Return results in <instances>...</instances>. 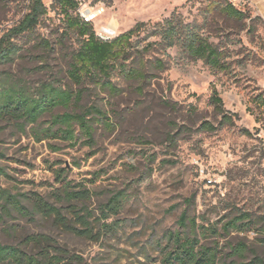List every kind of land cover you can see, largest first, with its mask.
<instances>
[{"label": "rangeland", "instance_id": "374dc122", "mask_svg": "<svg viewBox=\"0 0 264 264\" xmlns=\"http://www.w3.org/2000/svg\"><path fill=\"white\" fill-rule=\"evenodd\" d=\"M42 1L46 12L39 24L15 38L20 56L0 63V72H11L31 87L55 82L73 91L83 88L84 98L74 107L101 106L114 128L96 122L94 142L83 138L73 146L58 140L38 142L31 126L21 130L13 121L0 120V167L8 174L0 176V186L19 195L30 210L38 194L61 208L71 223H79L81 213L96 232L103 223H115V228L87 238L55 226V218L42 212L11 210L0 220L2 243L21 245L27 235L48 234L80 257V264H164L168 235L179 228L188 198L194 197L193 212L211 225L237 208L264 215V115L253 101L264 92V19L258 12L264 15V0H232L247 11L242 21L208 12L214 0H77L75 15L100 38L114 39L144 25L133 39L132 53L158 41L152 36L156 26L177 15L203 25L228 55L230 70L217 72L177 47L156 48L149 57L164 59L166 70H153L156 77L143 91L121 69L114 70L111 80L122 89L117 95L90 79L82 86L71 80L68 71L81 36L68 29L56 0ZM31 2L0 0V38L21 22ZM214 90L235 124L202 131V123L219 125L221 120L211 101ZM66 110L58 107L54 114ZM50 118L48 114L42 121ZM59 173L71 190L87 195L68 199ZM119 191L126 195L120 213L102 220L101 207ZM263 236L232 232L222 238L220 248L230 258L227 242L246 240L264 264V244L256 240ZM27 250L37 251L31 246Z\"/></svg>", "mask_w": 264, "mask_h": 264}, {"label": "trees", "instance_id": "16d2710c", "mask_svg": "<svg viewBox=\"0 0 264 264\" xmlns=\"http://www.w3.org/2000/svg\"><path fill=\"white\" fill-rule=\"evenodd\" d=\"M67 18L69 30L76 31L81 36V45L73 54L68 71L71 80L78 86L90 79L97 87L109 90L111 94H120V89L111 80L114 70L121 69L127 80L138 82V88L143 91L146 85L156 77L153 70H166L167 62L158 57H149L156 48L167 51L179 48L188 57L203 60L214 71H229L228 55L218 44L211 41L203 31V25L198 22H185L180 16L173 15L165 22L156 26L152 36L159 40L147 43L143 48L138 47L134 53L133 39L142 26L119 35L114 39L100 38L92 26L75 12L79 8L77 0H56ZM207 11L221 14L238 20H244L247 11L236 6L232 0H214L207 7ZM46 12L42 0H32L30 11L26 13L21 22L9 29L0 38V63L14 62L20 56V46L15 38L31 32L37 27L41 17ZM46 46L49 43L45 41ZM85 90L73 91L57 85L55 82H43L38 87H31L22 79L17 78L8 71L0 72V120L13 121L21 130L32 127V133L38 142L44 140H58L69 142L73 146L85 138L88 144L95 140L96 122H101L107 129L114 125L108 113L101 106H78L84 98ZM212 103L221 115L219 125L206 121L199 127L202 131H214L225 125H234L233 116L225 109L223 99L217 90H214ZM256 106L264 115V92L253 99ZM67 109L63 113L54 114L55 109ZM50 114L47 121L42 119ZM171 138H173L171 136ZM0 158L4 154L0 153ZM8 176L0 167V176ZM60 182L64 194L68 199L84 198L87 191H73L70 183L62 176ZM62 178V179H61ZM126 195L119 191L108 199L101 207L102 220H107L112 214H119L123 207ZM33 209L24 204L19 195H14L9 189L0 186V220L4 214L17 210L21 214L42 212L44 215L55 218V226L87 238H98L102 229L114 231L115 223H103L96 232L94 223L87 216L77 215L79 223H71L62 213V209L51 205L38 194H35ZM186 207L178 220L179 228L168 235L169 249L163 259L164 264H261L257 251L246 240L227 242L230 258L224 256L220 248L221 240L232 232H255L264 235V215H258L250 210L237 208L234 212L223 215L217 224H209L200 219L193 212L194 197L185 200ZM200 220V221H199ZM222 224L221 226L219 224ZM212 239L211 243H204ZM264 244V236L257 237ZM21 245L4 244L0 241V264H80V257L73 255L62 247L48 234H30L21 242ZM25 246L24 248L22 246ZM35 247L37 251H28L27 247ZM251 255H254L251 258Z\"/></svg>", "mask_w": 264, "mask_h": 264}, {"label": "crops", "instance_id": "0c3cea01", "mask_svg": "<svg viewBox=\"0 0 264 264\" xmlns=\"http://www.w3.org/2000/svg\"><path fill=\"white\" fill-rule=\"evenodd\" d=\"M257 8V7H256ZM258 10V8H257ZM259 14L261 15V17L264 19V15L258 10Z\"/></svg>", "mask_w": 264, "mask_h": 264}, {"label": "built area", "instance_id": "2783aa9c", "mask_svg": "<svg viewBox=\"0 0 264 264\" xmlns=\"http://www.w3.org/2000/svg\"><path fill=\"white\" fill-rule=\"evenodd\" d=\"M103 39H106V38H103Z\"/></svg>", "mask_w": 264, "mask_h": 264}]
</instances>
